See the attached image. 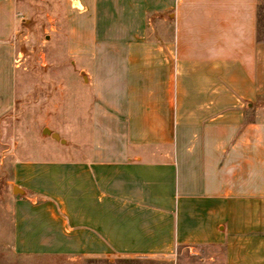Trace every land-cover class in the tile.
I'll list each match as a JSON object with an SVG mask.
<instances>
[{"label": "crops", "instance_id": "1", "mask_svg": "<svg viewBox=\"0 0 264 264\" xmlns=\"http://www.w3.org/2000/svg\"><path fill=\"white\" fill-rule=\"evenodd\" d=\"M20 1L0 0L16 248L148 258L199 247L264 264V0H70L58 42L88 94L70 159L17 153ZM63 88L41 85L51 102L35 122L49 126L44 142L69 146L52 126L49 93ZM25 91L27 119L36 102Z\"/></svg>", "mask_w": 264, "mask_h": 264}, {"label": "rangeland", "instance_id": "2", "mask_svg": "<svg viewBox=\"0 0 264 264\" xmlns=\"http://www.w3.org/2000/svg\"><path fill=\"white\" fill-rule=\"evenodd\" d=\"M70 3V4H69ZM32 7L29 1H20L18 11V73L25 74L19 78L20 92L18 93L17 107V153L24 156L25 152L41 158H73L76 154L72 141L80 137L82 121L85 118L86 101L88 94L84 92L79 82H76V72L71 59L65 58L67 45L58 41L65 40L66 36L59 38L57 26L66 18V11L71 6L70 0H33ZM28 11H24V8ZM34 8V9H31ZM70 8V7H69ZM25 12V13H24ZM262 24L264 25V11L262 12ZM60 25V24H59ZM66 31V29H65ZM61 73V77L59 76ZM63 85V90L56 93L51 91V98L59 105L52 111L57 113L60 123L52 126L58 130L62 139L69 142V146H61L57 142L41 139V132L47 123L38 124L40 114L49 106L51 99L42 102L40 87L47 84L49 90L53 86ZM33 93L36 104L33 105L32 116L26 119L25 100L29 91ZM47 95V93H45ZM56 95V96H55ZM55 96V97H54ZM30 110V109H29ZM30 115V114H29ZM37 116V117H36ZM36 117V118H35ZM85 126L86 123L84 124ZM84 133V132H82ZM68 139V141H67ZM85 140V139H84ZM56 150L54 152L53 150ZM4 156L0 157V264H225L224 252L216 249H204L199 247H180L175 254L167 257L127 258L116 253L110 256H87L73 251L54 250H20L16 248L13 208L8 189L10 172L1 170ZM51 238V237H49ZM55 243L61 237H52ZM40 237H33V243Z\"/></svg>", "mask_w": 264, "mask_h": 264}, {"label": "water", "instance_id": "3", "mask_svg": "<svg viewBox=\"0 0 264 264\" xmlns=\"http://www.w3.org/2000/svg\"><path fill=\"white\" fill-rule=\"evenodd\" d=\"M47 131H49L48 129L45 130V133H47ZM53 137L55 139H59L58 135L57 134H53ZM14 194L15 195H26V192L24 190H22L21 188H19L18 186H15L14 187Z\"/></svg>", "mask_w": 264, "mask_h": 264}, {"label": "bare ground", "instance_id": "4", "mask_svg": "<svg viewBox=\"0 0 264 264\" xmlns=\"http://www.w3.org/2000/svg\"><path fill=\"white\" fill-rule=\"evenodd\" d=\"M49 131H47V133H48Z\"/></svg>", "mask_w": 264, "mask_h": 264}]
</instances>
